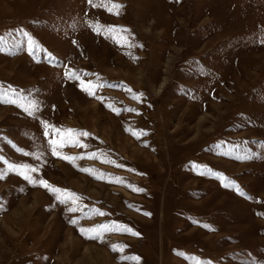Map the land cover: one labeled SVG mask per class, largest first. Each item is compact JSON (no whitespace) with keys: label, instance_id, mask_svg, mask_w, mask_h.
<instances>
[{"label":"rangeland","instance_id":"obj_1","mask_svg":"<svg viewBox=\"0 0 264 264\" xmlns=\"http://www.w3.org/2000/svg\"><path fill=\"white\" fill-rule=\"evenodd\" d=\"M0 37V86L40 106L0 104V170L38 168L0 179V264H264V0H0Z\"/></svg>","mask_w":264,"mask_h":264},{"label":"snow or ice","instance_id":"obj_2","mask_svg":"<svg viewBox=\"0 0 264 264\" xmlns=\"http://www.w3.org/2000/svg\"><path fill=\"white\" fill-rule=\"evenodd\" d=\"M108 2H109V0H100V2H97V0H88V3L92 7H96V8L105 6L106 3H108ZM122 7H123L122 5L112 4L111 7L107 8V10L110 13H112L113 9H117L115 14L118 15L119 14L118 9L122 8ZM108 27L110 29L115 28V26H108ZM96 30H97V34H100V29H96ZM127 31H128L127 29H123V28L120 29L121 33H125ZM17 35L19 37H22L23 42L28 45L27 50H28L29 54H34L38 50L42 51V49H38L36 42L32 39L31 36L28 35V33L23 32L22 30H18ZM20 43H21V41H19V40L14 41L13 47L19 48ZM5 44H6V38L0 37V51L4 50ZM65 76L69 80H80L81 86H83L85 83H87V87H82V90L85 91L88 95H95L96 89L104 86L101 82H97L95 85H93V83L91 81L85 82L84 80L80 79V74H77L75 72H71V71L66 72ZM6 96H10L11 98L6 99L5 98ZM24 102H26V97L20 95L18 92H15V91L9 93L8 90H6L2 86H0V104H14L17 107H21L27 115L34 117L36 115V113L39 111L40 106H39L38 102H35V101L27 102V106H25ZM126 110L127 111H134V109H126ZM43 131H44L45 138L48 139L49 150L51 151V153L54 156H58V158L64 159L70 163L73 160L85 158L84 156H79V157L59 156V150L64 148V147H68V146H75V147L85 146V145H82V142L79 138L80 137L88 138L90 135L89 133L81 131V130H77V129H66V130L60 129V130H57L56 132H53L52 129L46 124L43 126ZM60 133H67V134L60 136ZM50 136L51 137L60 136V139H59V141H57L56 139H50L49 138ZM2 138L3 137H0V139H2ZM16 150L19 151L18 146H17ZM242 151H243V149H242ZM21 154L25 155V156H31L32 158L37 159V160L40 159V157L37 156L35 153L21 152ZM88 158L95 159V158H97V154L96 153H89ZM249 158H254L253 154L246 153L245 155H240V156L236 157V159H240V160H245V159H249ZM0 161H4V158L2 156H0ZM101 162L110 163V161H107V160H103ZM21 169L23 170V172H21ZM80 170L85 171L86 173H88L90 175L92 174L93 171H97V170H89V169H80ZM37 171H38V168L36 166H31L28 164H23V165L9 164L8 168L6 170H0V179H3L8 172H13L17 175H22V178L24 180L28 181L29 183H32L33 185H36L37 181L30 174L37 172ZM100 175L102 176L103 173H101ZM94 178H100V177L96 176ZM38 184L40 186L44 187L45 189L49 190L52 194H54L57 202L65 205L67 211H69V212H76L77 211V208H78L77 201L81 199V197L77 196V194L69 192L68 190H65V189H60L57 187L50 186L47 183V181H45V180L38 181ZM96 214L102 215L103 213H96ZM145 215H147V213H145ZM71 222L73 224H76L77 220H72ZM205 227H207V226L205 225ZM110 230H112V226H102V231L87 230V231H95L94 235L89 236L87 238H89V239H100L102 237L103 232H108ZM85 231L86 230L83 228L80 229V232L82 235L85 233ZM123 231L129 232L132 235H137V233L133 232L131 229H128V228H124ZM113 250L115 251L116 249L113 248ZM127 259L132 260V261H136L137 258L128 257ZM253 264H256V262H253Z\"/></svg>","mask_w":264,"mask_h":264}]
</instances>
